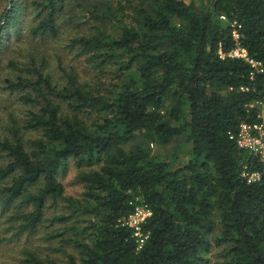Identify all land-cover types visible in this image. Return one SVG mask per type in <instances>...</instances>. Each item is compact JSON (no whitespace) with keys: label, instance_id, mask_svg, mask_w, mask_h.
<instances>
[{"label":"trees","instance_id":"obj_1","mask_svg":"<svg viewBox=\"0 0 264 264\" xmlns=\"http://www.w3.org/2000/svg\"><path fill=\"white\" fill-rule=\"evenodd\" d=\"M4 1L0 46L17 32L18 6L28 0ZM31 7L33 37L57 38L63 14L79 18L68 45L87 63L113 66L120 83L91 86L70 73L57 83L41 59L7 60L13 76L0 89L26 106L22 120L10 115L0 139V207L23 208L8 216L11 237L36 231L48 200L61 199L84 219L64 228L73 230L75 249L65 264H264V161L228 136L257 118L255 102L264 103V0H117L113 12L104 0H33ZM78 9L94 19L83 32ZM108 23L119 25L117 34ZM237 45L260 70L227 55ZM26 132L35 136L25 140ZM182 135L190 146L181 167L149 149ZM70 159L82 201L67 196L58 178ZM243 170L260 177L247 182ZM140 204L152 213L140 224L139 246L121 219ZM213 248L219 259L211 263ZM26 261L46 264L34 251Z\"/></svg>","mask_w":264,"mask_h":264},{"label":"rangeland","instance_id":"obj_2","mask_svg":"<svg viewBox=\"0 0 264 264\" xmlns=\"http://www.w3.org/2000/svg\"><path fill=\"white\" fill-rule=\"evenodd\" d=\"M33 0H28L23 6H18V30L4 35L3 43L0 46V87L5 77L13 76V73L6 67L8 59H13L20 65H26L32 58L46 62L44 66L50 71L57 83L65 82L64 73L73 74L80 81L91 86L103 88H112L119 84L118 80H112L115 77L116 69L113 66L100 64H90L82 57L76 54V48L70 47V39L75 37L79 29L75 27L79 18H73L75 15L71 12L63 14L62 20H58L60 25V35L57 38H39L29 35L28 30L36 20L37 12L31 7ZM102 1V0H97ZM110 4V11L113 12L117 0H104ZM185 2L193 1L199 4L200 0H184ZM5 7V1L0 0V13ZM106 9L105 7H102ZM81 20L86 22V28L94 23V19L87 13L78 9ZM115 13V11H114ZM119 25L108 23L105 28L112 34L118 33ZM77 32V33H76ZM43 56V57H42ZM61 65V67H60ZM65 71V72H64ZM99 83V84H98ZM17 93L9 94L0 89V139L8 135V125L10 124V115L12 114L18 121L22 120L26 111V106L18 100ZM35 136L34 132H26L23 137L25 140ZM140 141L137 136L127 142L124 148L129 149ZM190 143L186 136L182 135L173 140L168 145L149 144V149L153 154L159 155L162 160L168 162L169 168L176 169L183 166L187 159V151ZM78 167L74 159L68 161L67 167L59 174V181L63 184L65 194L74 200L82 201L84 197V185L78 178ZM45 211V220L32 233L11 237L12 222L8 220L10 213L18 211V204H13L10 208L0 207V236L11 237L0 244V264H28L26 261V251H34L40 256L46 264H65L67 254H74L75 249L69 237L74 236L71 229H64L66 226L82 225L83 216L72 214V207L68 206L66 200L58 201L48 200ZM66 214V223L56 218L59 214ZM65 239V240H64ZM219 248H213L210 256L211 263L218 258Z\"/></svg>","mask_w":264,"mask_h":264},{"label":"built area","instance_id":"obj_3","mask_svg":"<svg viewBox=\"0 0 264 264\" xmlns=\"http://www.w3.org/2000/svg\"><path fill=\"white\" fill-rule=\"evenodd\" d=\"M224 19V16H221ZM222 55V54H221ZM230 57H241L248 60L251 65L260 70V62L248 59L246 50L239 45L227 53ZM223 56V55H222ZM255 105L259 107L257 118L252 122L242 121L236 132H228V136L232 139L239 149L248 151L258 157V159L264 161V103L255 102ZM242 176H244L247 182H253L259 179L260 171L254 170L248 172L243 170ZM151 210L147 205L140 204L134 209V212L121 219L122 224H126L133 227L134 235L140 237L138 239L139 246L143 243L146 235L140 233V224L151 215Z\"/></svg>","mask_w":264,"mask_h":264}]
</instances>
